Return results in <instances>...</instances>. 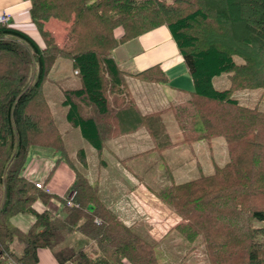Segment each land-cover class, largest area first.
I'll return each instance as SVG.
<instances>
[{"label":"trees","instance_id":"1","mask_svg":"<svg viewBox=\"0 0 264 264\" xmlns=\"http://www.w3.org/2000/svg\"><path fill=\"white\" fill-rule=\"evenodd\" d=\"M30 3L44 46L0 22V264H37L38 247H49L60 262L74 264H122L124 258L133 264H162L157 242L127 225L70 161L44 92L60 56L70 58L80 81L61 89L65 117L97 150L108 139L141 127L158 150L223 138L227 157L212 172L167 182L153 193L189 219L210 264H264V110L235 94L264 88V0ZM51 17L66 24L62 43L46 25ZM161 24L168 27L193 82L189 97L172 106L176 139L168 132L163 109L139 110L112 53L119 42ZM117 26L123 29L120 37ZM223 73L228 85L218 88L214 77ZM135 74L168 81L158 65ZM32 146L53 148L56 161L66 159L73 167L61 213L32 206L52 196L22 173ZM17 212L34 215L26 231L10 222Z\"/></svg>","mask_w":264,"mask_h":264},{"label":"crops","instance_id":"2","mask_svg":"<svg viewBox=\"0 0 264 264\" xmlns=\"http://www.w3.org/2000/svg\"><path fill=\"white\" fill-rule=\"evenodd\" d=\"M30 7V0H0V13H9L8 24L30 34L44 46L39 30L31 18ZM53 18L51 17L46 25L52 30L56 41L62 43L66 39V24L61 20L62 24H57L51 21ZM57 29L61 32L59 41L55 34ZM114 32L116 37H120L123 29L117 26ZM112 53L125 72L129 93L139 110L146 114L163 109L168 132L171 138L176 139L178 125L172 106L183 103L189 97L193 82L168 27L161 24L136 37L123 40L114 47ZM154 65H158L167 74L168 81H149L135 74ZM223 85L220 88L226 87L228 81ZM73 127L68 122L59 126L70 161L96 185L102 199L124 222L133 219L132 214L135 210L132 203L136 197H142L145 201H155L149 196L153 195L154 191L148 184L155 182L159 187L167 182L190 179L194 174L193 177L203 172L209 173L216 164H222L226 159L225 156L222 161L213 160V154H209L208 149L204 147V145L209 147L211 140L180 143L158 150L153 148L151 135L145 127L131 133L118 134L108 139L101 150H97L81 135L78 128L77 132ZM81 138L85 139L83 145H78L79 143L75 145L74 141H81ZM68 142H71V148L68 147ZM39 148L29 153L22 173L32 182H42L52 196L47 201L37 199L32 206L37 211L50 209L61 213L64 194L75 177L73 167L66 159L56 161L59 154L53 148ZM157 165H162L163 168L155 169ZM52 167L53 171L49 175ZM152 172L159 174L160 181L154 180ZM156 199L161 202L160 199ZM33 220L34 215L29 212H17L10 216V222L23 231L29 228ZM126 224L137 225L133 222ZM37 255V264H74L71 261L60 262L49 247H38ZM122 264L133 263L124 258Z\"/></svg>","mask_w":264,"mask_h":264},{"label":"rangeland","instance_id":"3","mask_svg":"<svg viewBox=\"0 0 264 264\" xmlns=\"http://www.w3.org/2000/svg\"><path fill=\"white\" fill-rule=\"evenodd\" d=\"M51 21L56 22L57 24H62L58 19L53 18ZM58 29L55 34L59 41L61 39V32ZM49 76L50 79L46 83L44 89L45 96L48 100L51 111L55 115L58 125L62 126L63 123L66 124L68 121L65 117L66 107L60 102V97H62L60 87H74L77 86L80 81L78 75L75 72L73 73L70 58L66 56H60L56 59L50 69ZM226 81L228 80L225 73L221 74V76L214 77V84L218 88H220ZM235 94L241 102L250 106L258 103L259 107L264 110V88L241 89L236 91ZM73 128L78 132L76 127ZM81 139V141H74L75 145L76 143H79L78 145H83L85 139ZM211 141L209 147H206V145H204V147L208 149L209 154H213V160L215 162H218L219 160L222 161L224 159L223 157H227L223 138L217 137ZM68 147H72L71 142H68ZM41 148L43 149L45 147ZM38 149H40L38 146H32L30 152L33 150L37 151ZM219 156L222 158H219ZM156 168L162 169L163 167L162 165H157L155 169ZM178 169H180V167H178ZM194 175H191L190 177H193ZM152 176L155 181H160L158 173L152 172ZM157 184L158 183L152 182V184L150 183L148 186L154 192H158ZM149 196L153 197L155 201H145L142 197H136L133 200L132 205L135 210V213L132 214L133 219L126 220L125 222H133L134 224H137L135 227L138 228L146 238L157 242V253L162 264H210L207 256L208 253L205 251L206 248L198 237L197 232L189 224V219L181 215L172 206L166 205L162 201H158L156 195L150 194ZM154 204L159 210L153 211V208L155 207Z\"/></svg>","mask_w":264,"mask_h":264},{"label":"built area","instance_id":"4","mask_svg":"<svg viewBox=\"0 0 264 264\" xmlns=\"http://www.w3.org/2000/svg\"><path fill=\"white\" fill-rule=\"evenodd\" d=\"M0 22H2V23H7V24H8V22H9V13H8V12H2V13H0ZM34 183L36 184V186L44 188L42 182H40V181H35ZM67 204L72 205L71 198H69V199L67 200ZM154 206H155V207L153 208V211L159 210V209L156 207L155 204H154ZM176 219H177V218H176ZM8 263H9V264H19V263H16L15 261H12V260L9 261Z\"/></svg>","mask_w":264,"mask_h":264},{"label":"water","instance_id":"5","mask_svg":"<svg viewBox=\"0 0 264 264\" xmlns=\"http://www.w3.org/2000/svg\"><path fill=\"white\" fill-rule=\"evenodd\" d=\"M88 207L91 208V205H89Z\"/></svg>","mask_w":264,"mask_h":264}]
</instances>
